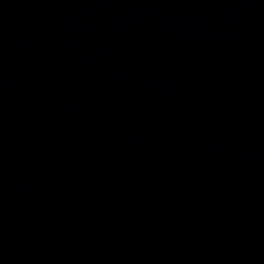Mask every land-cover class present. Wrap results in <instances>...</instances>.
<instances>
[{
  "label": "water",
  "instance_id": "95a60500",
  "mask_svg": "<svg viewBox=\"0 0 264 264\" xmlns=\"http://www.w3.org/2000/svg\"><path fill=\"white\" fill-rule=\"evenodd\" d=\"M0 264H264V0H0Z\"/></svg>",
  "mask_w": 264,
  "mask_h": 264
}]
</instances>
